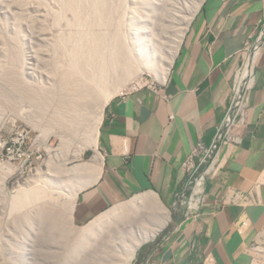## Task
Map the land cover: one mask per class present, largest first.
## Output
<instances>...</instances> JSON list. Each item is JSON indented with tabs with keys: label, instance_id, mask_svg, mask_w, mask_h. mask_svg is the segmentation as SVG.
<instances>
[{
	"label": "crops",
	"instance_id": "crops-1",
	"mask_svg": "<svg viewBox=\"0 0 264 264\" xmlns=\"http://www.w3.org/2000/svg\"><path fill=\"white\" fill-rule=\"evenodd\" d=\"M263 31L264 0H203L163 83L107 103L99 126L101 167L77 195V222L146 192L168 209L163 218H172L187 191L183 163L198 140L212 142L231 107L236 68L249 56L245 45ZM258 44L250 52L246 117L232 130L218 175L207 182L202 215L184 218L143 264H249L247 245L264 227V35ZM228 187L255 190L257 202L223 203Z\"/></svg>",
	"mask_w": 264,
	"mask_h": 264
},
{
	"label": "rangeland",
	"instance_id": "rangeland-1",
	"mask_svg": "<svg viewBox=\"0 0 264 264\" xmlns=\"http://www.w3.org/2000/svg\"><path fill=\"white\" fill-rule=\"evenodd\" d=\"M171 1L107 0L106 3H97V0H85L82 3L79 1L78 8L73 9L68 3L62 4L57 0H0V264H63L69 248L67 246L70 242L73 243L74 239L70 242L67 240L64 245L58 241L61 242V248H57V242L47 239L45 228L42 230L44 224L40 214L43 212V218L47 216L48 211L42 209L43 202L50 208L53 203L55 205L50 209V220L56 213L62 212L60 214L62 216L63 213L66 214L63 210L67 212L66 206L71 199L70 195L81 185L79 183L83 171L73 170L75 176H68L65 182H62L63 178L60 177L63 175L62 170L72 172V167L79 163H88L92 158L94 150L90 146L85 147L81 158L78 155L81 153L80 148L88 144L86 127L88 123L90 126L94 125L98 116V101L95 100L89 106L79 107L72 112L71 105L66 101L73 96V92L64 88L62 84L66 78L69 79L75 74L85 75L84 70L88 68H91L90 70L106 68L105 59L106 63H109L108 67L111 66L113 62H109L111 60L109 57L112 51L114 52L112 47L116 46L120 54L123 49H127L126 42L130 39L133 26L137 28L136 32L154 26L152 31L157 30V36L161 37L166 48L163 54L168 55V51L175 48L183 37L182 44L190 24L185 21L191 16L193 18L192 11L196 9L195 0H182L184 2L179 5L177 16H165L164 10L172 5ZM197 2L199 0H196V4ZM81 7V13H77ZM97 14H104L111 19L109 21L107 17L86 19V16ZM185 17H188L187 20ZM184 25L187 26L184 28ZM164 27L168 28L165 35L161 33ZM183 28L185 32L180 34ZM80 30H87V37L78 34ZM99 38L105 40L101 42L105 49L100 52V57L95 51L100 42ZM181 44L178 45L179 49ZM149 61L145 59L144 63L149 64ZM159 62L160 55L158 60L156 59V64L154 63L157 66L155 69L159 67L160 70L165 65L163 61L164 64L159 66ZM74 63H77L79 68L75 74L72 71ZM27 65H32L34 70L31 72ZM135 67L134 65L132 68L134 72L126 76V71L120 73L122 69L120 67V70L116 69V83L125 81L119 83L123 84L121 90L113 94L107 103L112 98L131 90L163 83L155 75L154 68L149 66L148 69L144 65L137 66L136 69ZM97 71H93L92 75L95 76ZM107 71H111L110 68ZM113 81L114 78L107 80L105 84L108 88L111 85L113 87ZM93 84L96 85L95 81ZM100 96L102 97V93ZM69 112L74 117L67 118ZM86 174L85 172L84 176ZM73 178L74 186L71 184L68 186V180ZM47 182L52 184L49 186ZM83 182L90 184L85 177ZM37 186L41 187L38 191L42 190V193L36 196L33 190L34 193L30 196L29 193L28 197L27 191ZM81 189H78V193ZM59 191L63 192L62 195ZM18 194L23 198L22 204L16 207L15 197ZM143 194L134 195L121 201V204L118 203V207L131 205V209L118 211L115 219L110 222L112 224L106 234L128 227L135 222V218H138L139 222L143 221L148 228L154 227L156 222L159 225V222L165 220L153 207L142 204L136 205L138 206L136 208L135 203L139 202L135 199ZM26 197L28 199L23 200ZM62 206L65 208L62 209ZM89 222L80 223L74 217L70 221L74 228ZM68 223L63 225L68 226ZM143 234L145 236V233H142L141 237ZM96 240L98 242L84 243L81 257L75 259L74 253L70 264H116L118 260L110 257L114 250H109L105 258H102L104 254H101L99 249H95V254L92 249L98 248L101 244L99 238ZM152 240V236L148 240L145 239L137 247L133 259L129 254L119 258V261L135 264L139 251Z\"/></svg>",
	"mask_w": 264,
	"mask_h": 264
},
{
	"label": "bare ground",
	"instance_id": "bare-ground-1",
	"mask_svg": "<svg viewBox=\"0 0 264 264\" xmlns=\"http://www.w3.org/2000/svg\"><path fill=\"white\" fill-rule=\"evenodd\" d=\"M57 1L59 3H62V4L68 3L69 5L72 6L73 9L78 8L77 3L79 1L81 3H82V1L85 2V0H57ZM97 1H98L97 3H106L107 2V0H97ZM108 1H114V0H108ZM171 2H173L172 5L170 7H166L164 10V11H166L165 16L168 15V17H171V16L175 17V16H177L176 11L179 9V5L182 4L184 1L172 0ZM202 2H203V0H199V2H197V4H196V0H195L194 4L196 5V7H194V6L193 7L196 9L192 8V9H194V11H192L193 15L200 8ZM188 9H190V7ZM81 10H82V7L80 8V10L77 13H81ZM88 17H93V18L94 17H96V18L105 17L106 18L107 16L104 14H97L96 16H94V15L86 16V19H88ZM174 17H172V19L171 18L170 19L173 20ZM185 18L187 20L188 17H185ZM110 19H111V17H107L108 21ZM191 20H192V16H191V18H189L188 21H185V22L190 23ZM189 23H187V25ZM187 25H184V28ZM153 27H146L144 30L136 32L137 28L133 26L132 27L133 32H131L130 33L131 35H129L130 39H128L126 42L127 46H128V47H126L127 49H123L124 51H122L120 54V50H119V52H117L118 49L116 48V46L112 47L114 52L112 51L111 57H109V58H111V60L109 62H113L111 65L112 67L111 66L108 67L109 63H106L107 60L105 59L104 64H105L106 68L101 69V67H99V70H98V68L95 70H90L91 68H88V69L84 70V72H86L85 75H77L75 73L78 72L79 68H78V64L74 63V68L72 71L75 75H73V77H71L69 79L66 78V80L62 84V86L64 88L73 92V96L70 97V99L67 100L66 103L71 105V111L73 112L74 109L76 111V109L78 110L79 107L85 108V107L89 106L93 101L96 100V101H98V103H97L98 104V112H97L98 116L95 119L94 125H91L92 127L89 125V123L87 124V127L90 126V128H87L85 126L86 129H88V136H87L88 137V144L86 143V145H84V147L80 148L81 153L78 155V157L81 158L83 151L86 149L85 147L90 146L94 150V154H93L92 158L88 161V163H85V164L79 163L78 165L72 167L73 168V169H71L72 172H70V171L67 172L68 170H62L63 175L60 177V178H63L61 180L62 182L67 181L66 178H69L68 176H71V175L75 176V174H73V170L74 171L75 170L83 171L84 174L86 172L87 174L85 176L83 174V177L80 178L81 179L80 183L78 181V183L81 184V185H79L78 189H81V188L85 187L86 185H88L87 183L83 182L84 177H85V179H87V181H89L91 183L96 178V176L98 174V170H100L101 162H102V154L100 152L99 143H98L100 122H101V119L103 117L107 101L112 97L113 94H115L117 91L121 90L120 88L122 87L123 84L120 85L119 83H121L122 81H125V80H122L121 82L116 83V78H115L117 76V74H115L116 69L120 70L119 69V67H120L122 69L121 71H119L120 73H123L126 71L125 76L129 75L130 72H134L133 71L134 69H132L134 67V65L136 67L137 66L140 67V66L144 65L148 69H150V67L155 69L156 65H154V63L156 64V59L158 60V57L160 55L161 62H159L160 63L159 66L163 65L165 62V65H163V68L160 69L162 71H160L158 69L159 67L157 68L158 70L157 69H155V70L152 69V70H154L156 72L155 75L158 78H160L162 80V82L166 79V77H167V75L171 69V66L173 65L174 59H175V57L179 51V46H180L179 44H181V41H182L181 39L183 37L180 39V41H178V44H176L177 46L179 45L178 47L176 46L175 48L171 49V51H168V55H164L163 52H164V50H166V48H165V46H163V41H162L161 37L157 36L158 35L157 30L152 31ZM161 28H159L160 32H161ZM184 28H183L182 33L179 32L180 34H184V32H185ZM163 29L164 30L161 33L165 35L166 31H168V28L164 27ZM78 34H81L82 36L87 37L88 32H87V30H80ZM181 36H183V35H180V37ZM82 38L83 37H81V39ZM103 38H99L100 42H99L97 49L95 50V51H97L98 57H100V52L105 47V46L104 47L101 46V42L105 41ZM80 41L81 40H79V42ZM93 42H94V40H93ZM74 56H75V54H74ZM144 58L147 61H149L148 59H150L149 64L144 63V60H145ZM26 67H27V69H30L31 72H32V70H34L32 65H29V66L27 65ZM136 67H135V69H136ZM109 68L111 71L108 72L107 69H109ZM93 71H97L95 76L92 75ZM70 75H71V71L69 72V76ZM113 78H114V81H113L114 85H113V87H111L112 86L111 85L108 88L105 83L107 82L108 79L113 80ZM129 78H131V77H129ZM93 81H95V84L97 86L93 84ZM94 86H95V88H94ZM101 93H102V97L101 96L99 97V94H101ZM97 113H95V114H97ZM72 117H74V116H72L71 112H69L67 115V118H72ZM67 118H64V119H67ZM65 123L67 125H69L68 122H65ZM65 123H63V124H65ZM48 170H52V169L48 168ZM74 179L75 178L68 180V182H67L68 186H70L69 184L74 186L73 185ZM50 183L47 182V184L49 186H50ZM40 188H41L40 186H37V187H34L33 189L29 190L30 192L27 191V196L29 193H30L29 194V196H30L34 192H35V195L41 194L42 190L40 192L38 191ZM78 189H76V191H74L72 194L70 193L71 199H69V202L67 200L68 205H67V203L65 204V205H67L66 206L67 212H66V210L65 211L63 210V212L66 213V214L63 213V216L60 215V214H62V212H61L62 210H61L60 211L61 213H59V214L56 213L54 218L52 220H50L49 212H50V209H52L53 206H55V205L53 203L51 208H50L49 205L44 204V202H43L44 206L42 207V209H44V211H48L47 216L45 215L46 217L43 218V215H44L43 212H41V214H40L42 221H43V224H44V227H42V230H43V228H45L47 239L52 240V242L53 241L57 242V246H58L57 248H61V242L64 245V243L66 244L67 240L70 242V240L74 239L73 243L70 242V245L67 246L69 248H68V251L66 253L65 260H64L63 264H70V259L74 255V253H75V259H77V257H81V255H82L81 253L83 251V244L84 243L89 244L92 241L98 242V240H96L97 238L100 239L101 244L100 243H99L100 245L98 244L99 245L98 248L92 249L95 251V254H96L95 249H97V250L99 249L100 253L104 254V255H102V258H105V255H107V252L109 250H114L113 255H110V257L113 256L114 258H116L118 260L116 264H128L127 261L120 262L122 260L119 261V258H122V257H125V256L131 254L130 258L133 259L135 256V252L137 250V247L140 244H142L145 241V239L148 240V238L150 236H152V239L155 236H157L158 231L163 227V225H165L169 221V214L166 213L165 215L168 216V218L166 217V219L164 221L159 222L158 223L159 225H157V222H156L154 227L151 228V226H150L148 228V227H145L143 221L139 222L138 221L139 219L135 218L136 219V220H134L135 222H133L131 225L129 224L128 227L126 226L125 228H122V229H116L115 231H112V232L110 231L109 234H106L107 231H109V228L112 224L110 222H112V219L115 217V214L120 210L129 211L131 209L130 208L131 205L120 206V207H118V205H117V206H114L113 208H111L110 210H108L107 212L105 211V213L100 214V216L99 215H98V217L96 216L97 218L93 219L91 222H89L83 226H80L78 228H74L71 226L74 223L71 222L72 223L71 224L70 221L73 219V211H74L75 202H76L77 195H78ZM33 190H34V192H33ZM48 193H49V191H48ZM59 193L62 195L63 192L59 191ZM151 194L146 193V194L140 195L137 199H135V201L139 202L141 204L135 203V206L136 205L140 206L142 204H145V205H148L149 207L155 208L157 211H159V213H162L163 211L168 212L167 211L168 209L165 208V206L160 202V200ZM33 197H34V195H33ZM22 198L23 197H21L19 194L15 197V206L16 207H18L19 205L22 204L21 203ZM26 199H28V198L26 197L23 200H26ZM65 199H67V198H65ZM46 200H47V198H46ZM50 200L51 199H49V202H51ZM54 200H53V202H54ZM57 202H55V203H57ZM58 204H60V203H58ZM59 208L61 209V207H59ZM63 208H65V207L62 206V209ZM136 208H138V206H136ZM122 214H123V212H122ZM156 215H158V214H156ZM149 216H150V214H149ZM143 217L144 216H142V218ZM162 217H164V216H162ZM68 220H69V223H68ZM66 223H68L69 225L68 226L63 225ZM123 225L121 227H123ZM142 233H145V236L143 234V236L141 237ZM146 233H149V234L146 235ZM24 236H26L25 238L27 239L26 233ZM58 241H61V242H58ZM77 250H78V252H77ZM121 253H123L124 255ZM132 259H130V262Z\"/></svg>",
	"mask_w": 264,
	"mask_h": 264
},
{
	"label": "built area",
	"instance_id": "built-area-1",
	"mask_svg": "<svg viewBox=\"0 0 264 264\" xmlns=\"http://www.w3.org/2000/svg\"><path fill=\"white\" fill-rule=\"evenodd\" d=\"M264 31L261 32L258 41L246 43L244 52L249 56L244 65L238 66L235 72L233 84V96L231 107L222 124L218 127L215 137L210 144L198 140L183 163V170L188 177L187 191L181 194L185 199V218L197 220L202 215V204L206 200V186L210 179L218 175L217 166L221 153L229 141L233 139L234 126L243 123L246 117V105L248 92L251 87L253 60L250 57L251 50L259 48ZM255 52H253L254 54ZM156 87V84H150ZM180 198V199H181ZM255 190L243 191L228 187L223 196V203H232L242 207L257 202ZM245 222V226H247ZM244 226V225H243ZM242 226V227H243ZM246 252L250 257L249 264H264V227L258 229L249 242Z\"/></svg>",
	"mask_w": 264,
	"mask_h": 264
},
{
	"label": "water",
	"instance_id": "water-1",
	"mask_svg": "<svg viewBox=\"0 0 264 264\" xmlns=\"http://www.w3.org/2000/svg\"><path fill=\"white\" fill-rule=\"evenodd\" d=\"M184 218H185V199L183 197L177 203L176 210H175L174 214L172 215L169 226H167L166 230H163L162 232H160L158 237L153 238V240L150 241L139 252V255L137 257L135 264H143L144 260L149 257L152 250H154L166 238V236L170 232L176 230L178 228V226H180V224L184 220Z\"/></svg>",
	"mask_w": 264,
	"mask_h": 264
}]
</instances>
